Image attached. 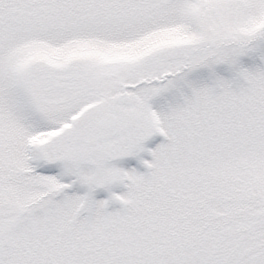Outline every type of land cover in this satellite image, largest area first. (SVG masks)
<instances>
[{
    "label": "snow or ice",
    "instance_id": "6c2138e0",
    "mask_svg": "<svg viewBox=\"0 0 264 264\" xmlns=\"http://www.w3.org/2000/svg\"><path fill=\"white\" fill-rule=\"evenodd\" d=\"M0 264H264V0H0Z\"/></svg>",
    "mask_w": 264,
    "mask_h": 264
},
{
    "label": "rangeland",
    "instance_id": "374dc122",
    "mask_svg": "<svg viewBox=\"0 0 264 264\" xmlns=\"http://www.w3.org/2000/svg\"><path fill=\"white\" fill-rule=\"evenodd\" d=\"M163 142H165L164 137L157 135L154 138H152V139H150L149 141L146 142V147L154 149L157 144L163 143ZM141 157L143 159H147L149 161L151 160V156L148 153H142ZM127 159H131V158H127ZM137 170L141 171V172H146L147 171V169L143 165H138Z\"/></svg>",
    "mask_w": 264,
    "mask_h": 264
}]
</instances>
